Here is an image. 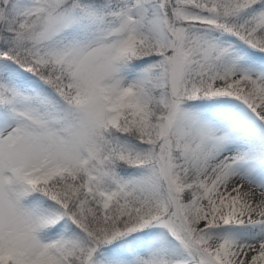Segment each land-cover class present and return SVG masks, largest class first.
Wrapping results in <instances>:
<instances>
[{"label":"snow or ice","instance_id":"1","mask_svg":"<svg viewBox=\"0 0 264 264\" xmlns=\"http://www.w3.org/2000/svg\"><path fill=\"white\" fill-rule=\"evenodd\" d=\"M0 264H264V0H0Z\"/></svg>","mask_w":264,"mask_h":264}]
</instances>
